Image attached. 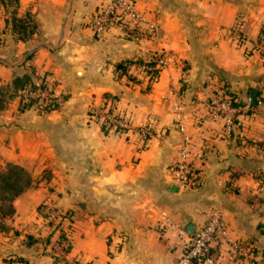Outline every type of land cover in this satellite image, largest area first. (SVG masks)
Returning <instances> with one entry per match:
<instances>
[{"label": "crops", "instance_id": "1", "mask_svg": "<svg viewBox=\"0 0 264 264\" xmlns=\"http://www.w3.org/2000/svg\"><path fill=\"white\" fill-rule=\"evenodd\" d=\"M98 1L19 0L18 14L28 10L38 23L24 40L0 4V88L28 74L35 82L46 78L61 98L44 112L21 108L17 96L0 107V168L18 164L32 179L0 228V264H56L41 203L70 210L69 255L94 264H174L178 229L203 224L212 207L229 235L248 242L264 264V59L246 53L230 32L237 27L257 38L264 0H137L157 24L142 41L116 29L96 37L89 16ZM154 56L160 70L152 81L133 67L116 73L118 63ZM224 82L242 101L252 89L262 98L254 111L236 108L230 131L209 108ZM111 97L133 129H105L94 117ZM141 124L151 127L147 140L137 132ZM184 134L201 176L194 188L173 178ZM213 245L217 255L221 246Z\"/></svg>", "mask_w": 264, "mask_h": 264}, {"label": "built area", "instance_id": "2", "mask_svg": "<svg viewBox=\"0 0 264 264\" xmlns=\"http://www.w3.org/2000/svg\"><path fill=\"white\" fill-rule=\"evenodd\" d=\"M89 25L93 34L98 38H104L110 29L118 30L122 36L142 41L150 38L157 29L154 20L146 18L137 6V0H99L96 7L89 16ZM231 35L244 46L245 49H264V35L260 34L255 39H248L243 36L237 27L231 29ZM133 67L143 71L147 75V70L152 68L146 63L132 62L128 68ZM25 99L38 98L44 101L50 97H56L52 85L48 82L42 88L30 90L23 94ZM260 101L258 100V103ZM110 103V102H109ZM109 103H103L94 112V117L99 121L102 118L108 120L112 128H122L119 130L133 129L122 116L115 110H109ZM249 109L248 104L243 106ZM209 108L212 115H221L224 120V128L230 131L238 120L235 117V110L238 106L230 104L223 89L218 90L209 101ZM184 129L183 126H180ZM137 132L143 140H147L151 135L149 124L138 126ZM189 136L183 135L178 159L173 165V178L177 184L183 188L193 187L200 181V173L189 158ZM49 204V203H48ZM48 218L53 220L50 229L54 232L46 242L47 247L60 257L61 264H94L92 260L79 256H70V249H66L68 242L59 239V232L63 230L70 240L69 233L72 229V220L64 209L50 203L47 209ZM46 222V219H44ZM178 234L181 238V253L176 258L174 264H257L251 245L237 237L229 235L225 220L218 207H212L207 214L206 221L195 227L193 231L179 228ZM221 246L220 252L212 253L213 243ZM35 264V263H27Z\"/></svg>", "mask_w": 264, "mask_h": 264}, {"label": "trees", "instance_id": "3", "mask_svg": "<svg viewBox=\"0 0 264 264\" xmlns=\"http://www.w3.org/2000/svg\"><path fill=\"white\" fill-rule=\"evenodd\" d=\"M0 3L4 6L6 12H8L6 22L10 24L12 28V32L14 33L17 39H21V40L27 39L36 31L37 23L31 19L30 12L26 11L25 13L20 15L17 13V6L19 5V0H0ZM8 3H14L16 8L13 10L8 9ZM260 34L264 35V30H262ZM251 51H253V49L252 50L245 49L246 53H250ZM259 53L262 55L264 59L263 48H259ZM31 55L32 53H29L27 55V58L31 57ZM132 62L146 63L152 67L149 70H147V76L150 81L154 80L159 74L160 66L157 65L158 57L154 56V58H152L151 60H146V61L140 59H135V60L130 59V60H126L123 63H118L116 65L117 75H121L124 73L128 74V66ZM47 83L48 80L44 77H42L39 82H35L31 80L28 74L14 76L9 85L2 86L0 88V107H2L6 101H8L14 96H17L19 98V106L21 108L34 106L38 109V111L44 112L58 107L61 103V98L57 96L50 97L44 101H40L38 98L25 99L23 97V94L25 92L42 88ZM222 88L230 104L234 106L248 104L249 109L247 110V112L256 110L257 106L259 105L258 100L259 101L262 100L261 97L256 96V98L253 100L248 98L246 101H242L238 96L239 94L235 90L231 89L230 85L226 82L222 84ZM109 102L110 103L108 109L113 110L115 108V98L111 97ZM100 123L105 129L111 127V124H108L109 122L106 118H102L100 120ZM115 129H122V128L116 127ZM31 182L32 179L28 171L24 167L18 164L8 163L4 169L0 170V228L5 227L4 218L10 216L14 211L12 204L13 199L19 193H21L25 188H27L31 184ZM200 182H201V176L198 184L189 188H194L199 186ZM49 206L50 204L48 203H41L38 206V209L40 214L43 216V219H46V223L50 226L52 225L53 220L48 218L47 209L49 208ZM64 210L66 214L71 217L72 213L70 212V210H66V209ZM54 229L55 228L52 227L47 233L46 242L48 241L49 237L53 234ZM58 235L60 240H65L68 242L66 249H70L71 242L67 238L65 232L63 230H60ZM49 251L51 252V255L54 258V263L61 264L60 257L56 255L52 250L49 249ZM27 263L28 261L24 259L9 258L4 260V262L1 264H27Z\"/></svg>", "mask_w": 264, "mask_h": 264}, {"label": "rangeland", "instance_id": "4", "mask_svg": "<svg viewBox=\"0 0 264 264\" xmlns=\"http://www.w3.org/2000/svg\"><path fill=\"white\" fill-rule=\"evenodd\" d=\"M0 4H1V3H0ZM20 6H21V3L19 2V5L17 6V13L20 12V10H22V8L19 9ZM15 8H16V6L14 5V3H8V9L13 10V9H15ZM27 12H30V11L27 10ZM30 13H31V19H32L34 22L37 23V19H36V17H35L34 15H32V12H30ZM37 24H38V23H37ZM0 39H1V38H0ZM0 170H2V168H0ZM43 220H44V219H43ZM71 220H72V215H71ZM44 225L47 226V227H49V225L45 222V220H44ZM49 230H50V227H49Z\"/></svg>", "mask_w": 264, "mask_h": 264}, {"label": "water", "instance_id": "5", "mask_svg": "<svg viewBox=\"0 0 264 264\" xmlns=\"http://www.w3.org/2000/svg\"><path fill=\"white\" fill-rule=\"evenodd\" d=\"M256 96H257V92H256L254 89L250 90V99L253 100V99L256 98ZM175 186H176V185H175ZM193 229H194L193 224H189V225L187 226V230H188V231L191 232V231H193Z\"/></svg>", "mask_w": 264, "mask_h": 264}]
</instances>
